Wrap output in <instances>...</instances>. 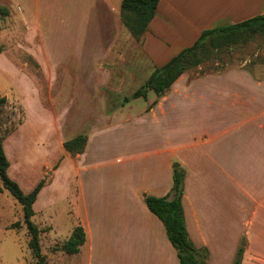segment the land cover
<instances>
[{"label":"rangeland","instance_id":"obj_1","mask_svg":"<svg viewBox=\"0 0 264 264\" xmlns=\"http://www.w3.org/2000/svg\"><path fill=\"white\" fill-rule=\"evenodd\" d=\"M79 8L75 0H0V97L6 98L0 110V135L10 179L24 193L44 181L31 220L40 229L46 264H88L86 246L75 255L59 250L78 226L77 217L83 219L77 184L81 176L91 182L86 197L107 208L113 198L123 196L120 183L126 173L118 167L127 151L125 144L131 149L159 146L167 129V138L179 147L200 134L198 90L187 94L189 99L183 94L173 98L166 120L100 131L115 127V118L125 115L120 111L123 107L136 111L149 106L153 92L146 101L125 103L124 99L162 64L150 60L142 42L134 40L120 21H94L99 14H91L93 20L90 14L76 12ZM239 67L264 69L260 38L220 51L189 69L182 83ZM209 84L226 90L232 85L228 77L211 79ZM81 134L87 136V143L85 155L78 160L80 154L69 155L63 143ZM151 134L157 137L150 138ZM127 174L132 178V173ZM16 222L20 227L12 229ZM27 241L20 205L0 191V264H34ZM94 264L120 263L98 259Z\"/></svg>","mask_w":264,"mask_h":264},{"label":"crops","instance_id":"obj_2","mask_svg":"<svg viewBox=\"0 0 264 264\" xmlns=\"http://www.w3.org/2000/svg\"><path fill=\"white\" fill-rule=\"evenodd\" d=\"M75 1L80 6L76 12L100 15L95 20L91 16L94 21H119L122 0ZM263 13L264 0H159L142 36V47L150 60L163 65L190 47L202 31ZM185 73L162 97L151 100L146 113L142 111L147 107L136 111L123 107L120 111L125 115L115 118V127L100 130L133 128L144 120L161 122L169 116L168 104L174 107L173 98L183 94L189 99L187 94L200 92L199 136L177 147L165 129L161 137H167L159 146L131 149L125 144L127 151L118 167L126 173L120 183L123 196L113 198L107 208L86 197L91 182L80 177L83 219L76 220L86 235L80 249L87 247L88 264L98 259L102 263L180 264L162 223L143 201L144 195L169 193L174 163L186 172L182 197L186 228L194 246L208 252L207 264H232L240 244L244 248L240 264H264V69L230 68L182 83ZM227 77L232 84L229 90L209 84L211 79ZM85 151L76 159L83 158Z\"/></svg>","mask_w":264,"mask_h":264},{"label":"trees","instance_id":"obj_3","mask_svg":"<svg viewBox=\"0 0 264 264\" xmlns=\"http://www.w3.org/2000/svg\"><path fill=\"white\" fill-rule=\"evenodd\" d=\"M158 2L159 0H122L119 21L134 40L141 41L156 14ZM1 11L5 13V10L1 9ZM256 38H260L264 43V13L239 23L204 30L190 47L181 50L162 66L156 67L145 83L124 101L128 103L140 98L146 101L149 92L160 98L189 69L212 60L220 51L230 50L236 45L248 44ZM1 51L0 46V54ZM5 103L6 98L0 97V110ZM153 104L155 102L151 106ZM86 143V135H77L65 141L63 149L69 155L82 154ZM8 169L9 162L0 135V191L8 192L21 207L23 224L28 234L27 248L34 264H46V257L41 252L40 229L31 220L34 216L33 206L44 187V181L40 180L30 192L24 193L19 185L10 179ZM184 178L183 168L173 169L172 187L169 193L163 197L144 195L143 201L149 212L162 223L180 264H207L208 252L204 248L199 250L194 246L186 228L182 206ZM19 227L20 224L16 222L12 229ZM85 241L84 229L80 225L75 226L70 237L61 244L59 250L66 255H75ZM243 251V244H240L232 264L241 263Z\"/></svg>","mask_w":264,"mask_h":264},{"label":"water","instance_id":"obj_4","mask_svg":"<svg viewBox=\"0 0 264 264\" xmlns=\"http://www.w3.org/2000/svg\"><path fill=\"white\" fill-rule=\"evenodd\" d=\"M172 167H173V169L178 168V167H179V164L176 163V164H174Z\"/></svg>","mask_w":264,"mask_h":264}]
</instances>
